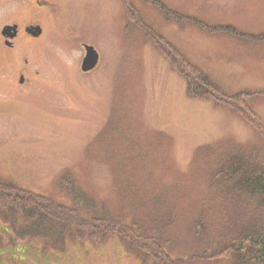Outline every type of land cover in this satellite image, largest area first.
Here are the masks:
<instances>
[{
	"label": "rangeland",
	"instance_id": "rangeland-1",
	"mask_svg": "<svg viewBox=\"0 0 264 264\" xmlns=\"http://www.w3.org/2000/svg\"><path fill=\"white\" fill-rule=\"evenodd\" d=\"M39 1L0 0V181L76 210L79 223L0 208V264H162L105 223L154 240L170 264H234L219 252L255 215L238 208L246 197H223L219 171L232 157L264 165V137L231 106L189 97L154 37L222 93L248 92L264 122V0ZM13 23L43 35L23 32L10 50L1 32ZM86 44L100 55L89 73Z\"/></svg>",
	"mask_w": 264,
	"mask_h": 264
},
{
	"label": "trees",
	"instance_id": "trees-1",
	"mask_svg": "<svg viewBox=\"0 0 264 264\" xmlns=\"http://www.w3.org/2000/svg\"><path fill=\"white\" fill-rule=\"evenodd\" d=\"M146 1L148 4H153V2L160 3L163 7L167 8L158 0ZM123 3L125 8L130 5L129 0H123ZM174 14L181 16L180 19H185L184 16L177 12ZM134 16L136 15L134 14ZM131 17L133 18L132 13ZM190 20L194 21L196 25L202 23V21H199L196 18H191ZM145 28V31H149L147 34L153 36V29L149 26H145ZM206 28L211 29V31L214 30V28L208 26ZM221 28L227 29L231 32L237 31L231 26H223ZM260 37L264 38L262 35ZM154 39V43H156L157 46H161L162 43H164V51L166 52L164 55L171 60L173 69L179 71L181 76L186 80L189 97L199 99L212 98L220 103L231 106L247 122L249 121V123L257 129L259 134L264 137V122L261 118L249 112L246 108V99L250 98L248 92H241L234 96L222 93L209 76L191 65L183 55L175 47L171 46L163 37L161 39L162 42H159L157 36L156 38L154 37ZM160 50L162 51L161 48ZM229 160L230 161L227 162L228 169L227 167H224L219 171V174H222V172L224 173V170H226L223 178L226 180L227 185L225 183L226 187L223 186L221 188L223 197L227 198L228 196L230 197V200H234L239 194L240 198L246 197L251 205H239L238 208L246 210L252 206L253 208L249 211L254 213L255 217H253L252 214H245L246 217L250 216L251 218H246L243 220L244 222L237 225L230 235L231 239L224 245V247H222L219 253L220 255H224V257H231L234 264H264V165L261 162L256 161V159L242 158V156L239 158L232 157ZM215 177L218 179V174ZM0 208H7L13 212H19L27 218L31 216L35 217L37 212L33 211H39L44 216H50V218H48L49 223H51L52 220H63L62 222L65 221V223L76 221L75 219L78 220L76 217V210L65 208L52 200L46 199V197H43L42 195L25 191L11 183L2 181H0ZM42 214L39 218L40 222L45 221ZM83 221H81L80 218V223L89 224ZM77 222L79 223V220ZM56 225L63 226V224L59 223ZM83 226L90 228L89 225ZM56 232L57 231H55L53 235L56 234ZM102 232L117 234L123 238L132 239V241L136 240L138 243L141 242L144 246L148 245L155 250V254H158L160 258L163 257L160 259L162 264H170L167 262V259L163 256L162 250L157 247L158 245L154 240L142 237L138 239V234L135 235L132 230H129L128 227H125L120 223H105ZM145 239L149 240V242L144 241ZM204 256L208 255L205 253Z\"/></svg>",
	"mask_w": 264,
	"mask_h": 264
},
{
	"label": "water",
	"instance_id": "water-1",
	"mask_svg": "<svg viewBox=\"0 0 264 264\" xmlns=\"http://www.w3.org/2000/svg\"><path fill=\"white\" fill-rule=\"evenodd\" d=\"M17 25L15 26H6L2 30V35L4 37L13 39L17 36ZM27 32L32 34L33 36H39L42 33V29L40 26H31L27 28ZM100 55L97 50L90 45H85V57L82 61L81 70L84 73H88L93 71L99 64Z\"/></svg>",
	"mask_w": 264,
	"mask_h": 264
},
{
	"label": "flooded vegetation",
	"instance_id": "flooded-vegetation-1",
	"mask_svg": "<svg viewBox=\"0 0 264 264\" xmlns=\"http://www.w3.org/2000/svg\"><path fill=\"white\" fill-rule=\"evenodd\" d=\"M35 2L37 3V4H39V5H41L40 4V1L39 0H35ZM15 25H17V36L15 37V38H13V39H10V38H7V37H4L3 35H2V39H3V43H4V46L5 47H7L8 49H12V48H14V44H15V41L18 39V38H20V35L24 32L25 34H27L29 37H32V38H34V39H40L41 37H42V35H43V30H42V33H41V35H39V36H33L32 34H30V33H28L27 32V28L28 27H31V26H33V25H28V26H25V27H21V25L20 24H18V23H13V24H11V25H9V24H7V25H5L4 27H6V26H15ZM19 83L20 84H24L25 83V76L24 75H20V79H19Z\"/></svg>",
	"mask_w": 264,
	"mask_h": 264
}]
</instances>
